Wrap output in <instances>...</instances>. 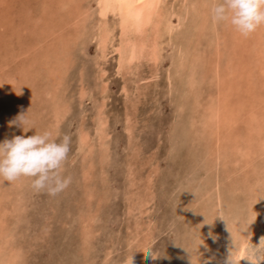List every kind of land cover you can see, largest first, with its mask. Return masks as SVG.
I'll return each instance as SVG.
<instances>
[{
	"label": "rangeland",
	"instance_id": "374dc122",
	"mask_svg": "<svg viewBox=\"0 0 264 264\" xmlns=\"http://www.w3.org/2000/svg\"><path fill=\"white\" fill-rule=\"evenodd\" d=\"M219 2L161 0L119 65L99 0H0V142L68 135L72 177L0 178V264H264V25Z\"/></svg>",
	"mask_w": 264,
	"mask_h": 264
},
{
	"label": "clouds",
	"instance_id": "9594fccd",
	"mask_svg": "<svg viewBox=\"0 0 264 264\" xmlns=\"http://www.w3.org/2000/svg\"><path fill=\"white\" fill-rule=\"evenodd\" d=\"M211 13L213 23L228 22L243 37H248L264 25V0H221L212 7ZM25 116L21 114L9 121V126L23 127ZM70 141L68 135L58 141L48 131L27 137L16 135L12 139L6 138L0 142V178L9 183L22 177L30 178L33 191L46 192L55 197L72 183L71 176L63 175ZM144 251L146 258H153L151 249ZM126 264H134L133 255ZM227 264H233V261L229 260Z\"/></svg>",
	"mask_w": 264,
	"mask_h": 264
},
{
	"label": "bare ground",
	"instance_id": "6f19581e",
	"mask_svg": "<svg viewBox=\"0 0 264 264\" xmlns=\"http://www.w3.org/2000/svg\"><path fill=\"white\" fill-rule=\"evenodd\" d=\"M160 1L161 0H99V13L103 19L105 15L111 11L117 12L120 16L121 41L117 47L119 65H121L123 61L129 62L132 60L131 62H133V59H137L141 56L145 43L143 39L139 40L136 38H138L137 36L142 33L145 26L151 20ZM129 32H132L134 37L131 36L132 34L130 35ZM104 37L105 36H103V38ZM105 41L106 40H104V44ZM244 253V247L242 246L238 252V256H242Z\"/></svg>",
	"mask_w": 264,
	"mask_h": 264
}]
</instances>
